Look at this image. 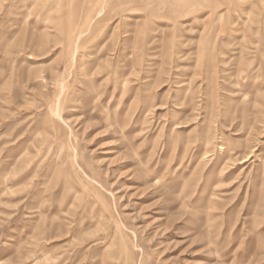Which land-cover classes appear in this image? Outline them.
I'll return each mask as SVG.
<instances>
[{"label":"rangeland","instance_id":"obj_1","mask_svg":"<svg viewBox=\"0 0 264 264\" xmlns=\"http://www.w3.org/2000/svg\"><path fill=\"white\" fill-rule=\"evenodd\" d=\"M0 264H264V0H0Z\"/></svg>","mask_w":264,"mask_h":264}]
</instances>
